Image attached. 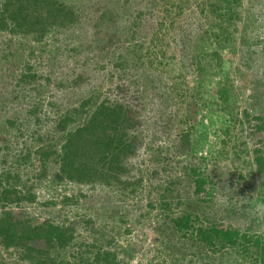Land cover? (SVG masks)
<instances>
[{"label": "rangeland", "instance_id": "1", "mask_svg": "<svg viewBox=\"0 0 264 264\" xmlns=\"http://www.w3.org/2000/svg\"><path fill=\"white\" fill-rule=\"evenodd\" d=\"M62 1L73 6L75 20L51 26L40 41L0 30V189L13 186L26 196L1 205L0 215L8 210L18 230L43 220L73 228L63 249L48 250L44 237L25 243L43 250L47 264H166L177 251L185 254L178 264H256L242 257L241 244L214 253L178 233L167 237L162 201L174 214L189 206L205 226L264 234V220L253 216L264 202L254 162L256 148L264 154V131L255 129L264 123V0H241L236 50L202 87L191 62L215 43L205 0ZM224 81L223 111L214 99ZM95 95L96 102L106 96L126 103L139 120L141 145L124 177L139 179L133 193L53 181L54 155L42 172L37 149L49 145L58 153L57 118L68 112L67 128L81 124L90 112L81 103ZM182 134L189 148L175 152ZM198 176L202 194L194 191ZM108 249L116 253L104 262ZM23 254L20 246L0 244V264H42Z\"/></svg>", "mask_w": 264, "mask_h": 264}, {"label": "trees", "instance_id": "2", "mask_svg": "<svg viewBox=\"0 0 264 264\" xmlns=\"http://www.w3.org/2000/svg\"><path fill=\"white\" fill-rule=\"evenodd\" d=\"M9 1L13 5L8 7V1L4 0L1 9L0 30H7L23 37L32 35L36 41H40L51 26L70 24L75 20L73 6L64 3L62 0ZM240 3L241 0H205V7L211 14V22L208 24L211 29L209 35L215 38V43L212 45L207 43L205 46L211 47L210 50L200 48L201 50L192 57V69L197 75L196 86L202 87L205 80L219 73L227 54L230 50H232L231 52L236 50L231 43L234 39L232 34L235 30L234 24L237 23L240 15L238 10L241 6ZM107 16L105 10L101 12L99 18ZM216 28L218 30L215 32L214 29ZM203 33L206 34L207 31H203ZM78 77L81 79V74ZM226 83L227 81H224V85L216 90L220 102L216 95V99H214L215 104H219L218 106L222 107L223 111L227 109L223 103L228 101L229 87ZM200 94L198 92L197 97H200ZM181 95L183 94L181 93ZM98 96L95 95L92 98L94 101L90 98L82 101L80 110L86 106L89 107L90 112L81 124L67 128L68 124L73 121L68 112L57 118L55 128L62 132L59 138L58 153L55 155L56 150L49 145L39 146L37 149L40 158L44 161L42 172L45 175V160L54 155L53 161L57 168L51 176L53 181L69 180L84 184L99 183L108 187L118 186L128 193H133L135 190L132 189V186L139 183V179L129 181L124 177L130 171V166L127 165L126 161L129 157L136 155L141 145L139 120L126 103L109 100L106 96L96 102L95 98ZM192 97L196 98V92ZM194 102L196 103L195 100ZM255 129L259 132L264 131V123L255 125ZM188 138L186 134H182L175 142L174 151H184L185 148L187 150L190 144ZM259 149L254 150L256 152L254 162L264 185V154ZM6 177L8 178V175ZM202 182V176L194 178L195 193L202 194L200 190ZM34 197V194L29 195L30 199ZM25 198L24 195H18V191L13 186L0 189V206L2 205V207L9 202L20 201ZM188 207L186 205L174 214L169 201H162V208L168 213L166 214L168 221L163 228L167 237L178 233L214 253L226 247L232 248L241 244L243 258H252L256 264H264V234L240 232L236 227L219 229L214 223L205 226L199 216L193 215ZM36 237L45 238L48 250L54 247L63 249L74 240L73 228L50 220H43L42 224L36 225L24 224L18 230L16 224L10 220V212L2 209L0 244L4 248L20 246L25 252L23 256L30 260L34 258L38 263L47 264L51 259L45 256L43 259L41 258L43 250H34L32 246L25 244ZM33 251L35 254L30 256ZM115 253L109 249L104 250L101 259L108 262ZM168 255L172 256L171 251ZM183 255L185 254L177 251L176 257H171L172 261L166 264H178L180 258L183 259ZM110 262L116 264L113 259ZM58 264H63L62 260Z\"/></svg>", "mask_w": 264, "mask_h": 264}, {"label": "clouds", "instance_id": "3", "mask_svg": "<svg viewBox=\"0 0 264 264\" xmlns=\"http://www.w3.org/2000/svg\"><path fill=\"white\" fill-rule=\"evenodd\" d=\"M253 216L258 220H264V202L255 205Z\"/></svg>", "mask_w": 264, "mask_h": 264}]
</instances>
